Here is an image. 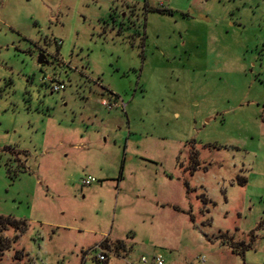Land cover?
<instances>
[{"label": "rangeland", "instance_id": "rangeland-1", "mask_svg": "<svg viewBox=\"0 0 264 264\" xmlns=\"http://www.w3.org/2000/svg\"><path fill=\"white\" fill-rule=\"evenodd\" d=\"M0 218V264H264V0H0Z\"/></svg>", "mask_w": 264, "mask_h": 264}, {"label": "built area", "instance_id": "built-area-1", "mask_svg": "<svg viewBox=\"0 0 264 264\" xmlns=\"http://www.w3.org/2000/svg\"><path fill=\"white\" fill-rule=\"evenodd\" d=\"M50 89L52 92H58L63 90V85L51 84ZM103 106H107L106 103H103ZM95 181L91 178L82 180L81 184L83 186L91 185ZM88 255L92 253L95 254L93 259L96 264H109L110 257L117 258L120 260L118 264H164V260L160 255H151L149 257L141 256L136 262H132L128 257H122L123 255L120 252H116L111 248H106L102 244L94 246L91 250H88Z\"/></svg>", "mask_w": 264, "mask_h": 264}, {"label": "trees", "instance_id": "trees-1", "mask_svg": "<svg viewBox=\"0 0 264 264\" xmlns=\"http://www.w3.org/2000/svg\"><path fill=\"white\" fill-rule=\"evenodd\" d=\"M8 175H9V173H8ZM1 221H2V218H0V225H2ZM8 223H14L15 224L17 222H15V220H10V221H8ZM107 245H105L106 248H113V250L116 251V252H118V251L120 252L121 250H123V244H122L121 241H117L113 245H108V246Z\"/></svg>", "mask_w": 264, "mask_h": 264}, {"label": "water", "instance_id": "water-1", "mask_svg": "<svg viewBox=\"0 0 264 264\" xmlns=\"http://www.w3.org/2000/svg\"><path fill=\"white\" fill-rule=\"evenodd\" d=\"M37 64L38 65H46V61H45L44 55H40L38 57Z\"/></svg>", "mask_w": 264, "mask_h": 264}, {"label": "crops", "instance_id": "crops-1", "mask_svg": "<svg viewBox=\"0 0 264 264\" xmlns=\"http://www.w3.org/2000/svg\"><path fill=\"white\" fill-rule=\"evenodd\" d=\"M52 93V92H51ZM85 262V261H84ZM83 261H82V263H84Z\"/></svg>", "mask_w": 264, "mask_h": 264}]
</instances>
